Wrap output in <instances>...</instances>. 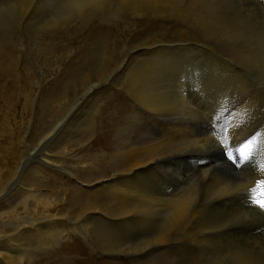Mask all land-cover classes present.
Returning <instances> with one entry per match:
<instances>
[{
    "label": "rangeland",
    "instance_id": "obj_1",
    "mask_svg": "<svg viewBox=\"0 0 264 264\" xmlns=\"http://www.w3.org/2000/svg\"><path fill=\"white\" fill-rule=\"evenodd\" d=\"M103 1L0 0V203L83 199L70 198L73 182L85 192L88 181L113 179L125 153L153 144L158 148L150 155L170 165L141 173L130 185L177 201L188 197V221L154 246L155 230L170 229L171 211L147 212L139 226L121 228L125 238L113 252L115 264H264V209L258 203L264 202V0H162L155 9L138 8L134 0ZM173 43L181 46L157 48ZM121 64L126 68L118 70ZM113 186L88 191L103 195ZM33 255V264H77L70 255ZM15 256L26 263L25 255ZM73 258L79 264L116 260Z\"/></svg>",
    "mask_w": 264,
    "mask_h": 264
},
{
    "label": "bare ground",
    "instance_id": "obj_2",
    "mask_svg": "<svg viewBox=\"0 0 264 264\" xmlns=\"http://www.w3.org/2000/svg\"><path fill=\"white\" fill-rule=\"evenodd\" d=\"M102 0H100L101 2ZM105 1V0H104ZM103 1V3H104ZM121 1L123 4L127 2V0H119ZM136 2V5L138 8H142V5H151L153 6V9L157 8L162 0H134ZM173 1V0H171ZM170 1V2H171ZM181 1V0H180ZM184 1V0H183ZM181 1V2H183ZM200 1V0H199ZM77 2V1H76ZM79 2V1H78ZM82 2V1H81ZM87 2V1H86ZM92 2V1H91ZM89 2V3H91ZM107 2V1H105ZM132 2V0L130 1ZM165 2V1H164ZM168 1H166V3L164 5L167 4ZM169 2V3H170ZM176 2V1H175ZM185 2V1H184ZM204 2V1H203ZM202 2V3H203ZM209 2V1H208ZM212 2V1H211ZM31 3V1H30ZM93 3V2H92ZM91 3V4H92ZM178 3V2H176ZM192 3V2H191ZM207 3V2H206ZM210 3V2H209ZM208 3V5H209ZM24 4V3H23ZM82 5V3H80ZM85 4V3H84ZM119 4V2H118ZM117 4V5H118ZM163 4V3H162ZM172 4V2H171ZM170 4V5H171ZM174 4V2H173ZM180 4V3H179ZM196 4V3H195ZM195 4H193L195 6ZM76 5V4H75ZM98 4H96L94 7H98ZM100 5V4H99ZM103 5V4H102ZM101 5V6H102ZM121 5V3H120ZM119 5V6H120ZM127 5V4H126ZM125 5V6H126ZM129 5V4H128ZM135 5V3H134ZM182 5V3H181ZM190 5V4H189ZM192 5V6H193ZM212 5V4H211ZM90 6V5H89ZM122 6V5H121ZM150 6V7H151ZM186 6V5H185ZM184 6V7H185ZM93 7V8H94ZM123 7V6H122ZM136 7V8H137ZM168 7V5H167ZM172 10H173V6ZM178 6L176 5L175 8H177ZM183 7V6H181ZM204 7V6H202ZM211 7V6H210ZM81 8V7H80ZM88 8V7H87ZM100 8V7H99ZM127 8V7H126ZM135 8V7H134ZM163 8V7H161ZM170 8V7H169ZM179 8V7H178ZM209 8V6H208ZM86 9V8H84ZM90 9V8H89ZM152 9V8H151ZM166 9V8H163ZM168 9V8H167ZM186 9V8H185ZM197 9V7H196ZM204 9V8H202ZM88 10V9H87ZM141 10V9H140ZM137 10V11H140ZM145 10V9H144ZM150 9H148L149 11ZM170 10V9H168ZM184 10V9H183ZM182 10V11H183ZM198 10V9H197ZM211 10V8H210ZM213 10V9H212ZM136 11V12H137ZM163 11V10H162ZM175 11V10H174ZM174 11H172L173 13H175ZM177 11V10H176ZM181 11V13H182ZM78 12V11H77ZM82 12V11H81ZM81 12L79 14H81ZM88 12V11H87ZM147 12V11H146ZM154 12V11H153ZM171 12V14H172ZM179 12V9H178ZM211 12V11H209ZM148 13V12H147ZM150 13V12H149ZM163 12H161L162 14ZM196 13V12H195ZM199 13H201V10L199 11ZM205 13V12H203ZM151 14V13H150ZM154 14V13H153ZM179 14V13H178ZM184 14V13H183ZM187 14V13H186ZM209 14V13H208ZM182 15V14H180ZM211 15V14H210ZM179 16V15H178ZM183 16V15H182ZM190 16V14H189ZM203 16V15H202ZM201 17V16H199ZM205 17V16H204ZM211 17V16H210ZM180 18V17H179ZM206 18V17H205ZM208 18V17H207ZM214 18V17H213ZM185 19V17L183 18ZM197 19V18H196ZM209 19V18H208ZM190 20V19H189ZM214 20V19H213ZM199 21V20H198ZM202 21V20H201ZM206 21V20H205ZM204 21V22H205ZM208 22V20H207ZM213 25V21H210ZM218 22V21H217ZM202 23V22H201ZM210 23V26L212 25ZM203 24V23H202ZM209 24V23H208ZM220 25V24H219ZM202 27H204L202 25ZM213 27V26H212ZM206 28V27H204ZM211 28V27H210ZM219 28V27H218ZM209 29V28H208ZM215 30V29H214ZM213 32V30H211ZM221 31V30H220ZM224 31V30H223ZM225 33V32H224ZM215 35V33H214ZM210 36V35H208ZM174 41V40H173ZM181 45L178 43H173V44H168V45H159L157 46V48L160 47H168L171 49V47H180ZM189 46V45H188ZM185 47V45H184ZM148 48V47H147ZM152 48V47H151ZM169 49V50H170ZM179 49V48H178ZM172 50V49H171ZM150 51V50H149ZM159 51V50H158ZM175 51V50H174ZM156 52V51H155ZM137 53V52H135ZM138 54V53H137ZM150 55V54H149ZM160 55V54H159ZM132 54H130L127 58L128 59H132ZM212 59V58H211ZM167 60V59H166ZM131 61H128L125 65L128 66L130 64ZM170 62V61H169ZM228 62V61H227ZM177 63V62H176ZM145 64V63H144ZM148 64V63H147ZM230 64V63H229ZM228 64V65H229ZM125 65L122 66V64L120 65V67L118 68V70H122L123 68H126ZM172 66V65H171ZM231 66V65H230ZM146 67V66H145ZM186 67V66H185ZM139 68V67H138ZM142 67H140L141 69ZM151 68V67H150ZM234 68V66H233ZM237 68V67H236ZM139 69V70H140ZM145 69V68H144ZM143 69V70H144ZM153 69V68H152ZM155 69V68H154ZM126 70V69H125ZM148 70V68H147ZM146 70V71H147ZM158 70V69H157ZM163 70V69H162ZM235 70V68L233 69ZM238 70V69H237ZM137 71V70H136ZM145 71V72H146ZM154 71V70H153ZM225 71V70H224ZM229 71H232L231 69ZM139 72V71H138ZM144 72V71H143ZM149 72V71H148ZM147 72V73H148ZM156 72V71H155ZM239 73V71H237ZM120 73V72H119ZM133 73V72H132ZM137 74V72H134ZM140 73V72H139ZM152 73V72H151ZM150 73V74H151ZM231 73V72H229ZM154 76V72L152 73ZM159 74V73H158ZM235 74V73H234ZM229 75V74H228ZM233 75V73H232ZM133 76V75H131ZM137 76V75H136ZM145 76V75H144ZM149 76V75H148ZM224 76V75H223ZM231 76V75H230ZM227 77V75H226ZM229 77V76H228ZM232 77V76H231ZM138 78V77H137ZM147 78V77H145ZM150 78V77H149ZM161 78V77H160ZM225 77H223V79L221 81H225L224 80ZM234 78V77H233ZM135 79V78H134ZM141 79V78H140ZM154 79V77H153ZM173 79V78H172ZM212 79V78H211ZM221 79V78H220ZM219 79V80H220ZM226 79V78H225ZM230 79V78H229ZM228 79V80H229ZM132 80V79H131ZM143 80V79H142ZM156 80V79H155ZM233 80V79H232ZM237 80V76L236 79ZM135 81V80H134ZM133 81V83H134ZM137 81V79H136ZM145 81V80H144ZM153 81V80H152ZM184 81V80H183ZM182 81V82H183ZM218 81V79H217ZM216 81V82H217ZM227 81V79H226ZM230 81V80H229ZM239 81V80H238ZM166 82V80L164 81ZM172 82V81H171ZM215 82V81H214ZM215 82V83H216ZM219 82V81H218ZM237 82V81H235ZM138 83V82H135ZM134 83V84H135ZM140 83V81H139ZM144 83V82H143ZM158 83V81H157ZM174 83V80H173ZM214 83V84H215ZM244 83V82H243ZM141 84V83H140ZM148 84V83H147ZM156 85V83H154ZM223 84V83H221ZM221 84H218V86H220ZM230 84V83H229ZM233 85V83H231ZM237 84V83H235ZM241 87H242V83ZM240 84L238 83V87L240 88ZM144 85V84H143ZM151 85V84H150ZM149 85V87H150ZM216 85V84H215ZM225 85V84H224ZM228 85V84H226ZM246 85V84H244ZM93 86V85H92ZM95 86V85H94ZM97 86V85H96ZM137 86V85H136ZM214 86V85H212ZM223 86V85H222ZM236 86V85H235ZM248 86V85H247ZM91 87V86H90ZM139 87V85H138ZM142 87V86H141ZM92 88V87H91ZM96 87H93V89L90 91L91 92H95ZM98 88V87H97ZM214 88H216V86H214ZM211 87V89H214ZM227 88L226 86H224V89ZM229 88V86H228ZM233 88V87H232ZM236 88V91L239 89ZM248 88V87H247ZM145 89V88H144ZM217 89V88H216ZM223 89V88H222ZM241 89V88H240ZM246 87L242 88V91H245ZM89 90V89H88ZM140 90V89H138ZM226 90H231L230 89H226ZM235 90V89H234ZM136 91V90H135ZM213 91V90H212ZM217 91V90H216ZM215 91V93H216ZM232 91V90H231ZM223 92V91H220ZM219 92V93H220ZM226 92V91H225ZM218 93V92H217ZM216 93V95H217ZM229 93V92H228ZM232 93V92H231ZM234 93V92H233ZM87 94V93H86ZM148 94V93H147ZM214 94V92H213ZM222 94V93H221ZM227 94V93H226ZM85 95V94H84ZM138 95V93H137ZM136 95V97H137ZM143 95V94H141ZM139 95V98L140 96ZM149 95V94H148ZM147 95V96H148ZM229 95V94H228ZM86 96V95H85ZM90 96V95H89ZM134 96V95H133ZM150 96V95H149ZM222 97L224 96L221 95ZM233 96H237V94H233ZM252 96V94H251ZM152 97V96H151ZM225 97V96H224ZM223 97V98H224ZM230 97V96H229ZM247 97V96H246ZM250 97V95H249ZM228 98V97H226ZM235 98V97H230V99ZM242 98V97H241ZM245 98V97H244ZM253 98V97H252ZM152 99V98H151ZM229 99V98H228ZM239 99V98H238ZM246 99V98H245ZM248 99V98H247ZM84 100V99H82ZM146 100V99H143ZM223 100V99H222ZM237 100V98H236ZM244 100V99H243ZM251 100V99H250ZM249 100V101H250ZM253 100V99H252ZM249 102V105H251L252 103ZM79 101V100H78ZM150 101V100H149ZM225 101V100H223ZM227 101V100H226ZM247 101V100H246ZM81 102V101H79ZM140 102V101H139ZM153 102V101H152ZM245 102V101H244ZM142 103V102H141ZM144 103V102H143ZM147 103V102H146ZM151 103V102H150ZM242 103V102H241ZM256 103V102H255ZM78 104V103H77ZM81 104V103H80ZM154 104V103H153ZM180 104V103H179ZM243 104V103H242ZM241 104V105H242ZM247 105V103H246ZM245 105V106H246ZM253 105H254V101H253ZM143 106V105H142ZM166 106V104H165ZM182 106V105H179ZM239 106V104L237 105ZM236 106V108H237ZM244 106V107H245ZM252 106V105H251ZM260 107V105H258ZM74 107V106H73ZM79 105H77L76 108H78ZM155 109V111L159 110V107L153 106ZM162 107V105H161ZM231 107V106H230ZM243 107V108H244ZM249 107V106H248ZM81 108V107H80ZM146 108V106H145ZM233 108V105H232ZM240 108V107H239ZM238 108V110H239ZM242 108V107H241ZM254 108V107H253ZM252 108V109H253ZM256 108V107H255ZM164 109V108H163ZM234 109V108H233ZM246 109V108H245ZM249 109V110H252ZM263 109V108H262ZM76 110V109H74ZM73 110V111H74ZM161 110V108H160ZM242 110V109H241ZM240 110V111H241ZM248 110V111H249ZM228 111V110H227ZM233 110L231 109V112ZM236 111V110H235ZM245 111V110H244ZM262 111V110H261ZM250 112V111H249ZM256 112V110L254 111ZM73 113V112H72ZM236 113V112H235ZM259 113V112H258ZM222 114V113H221ZM231 114V113H230ZM239 113H237L238 115ZM244 114V113H242ZM253 114V113H252ZM68 115V114H67ZM218 115V114H217ZM223 115V114H222ZM226 115V113H225ZM234 115V114H232ZM247 115V114H246ZM249 115V114H248ZM240 116V115H238ZM242 116V115H241ZM264 116V115H263ZM221 117V116H220ZM232 117V116H231ZM234 117H237L236 115H234ZM75 118V116H74ZM238 118V117H237ZM235 118V119H237ZM66 119V116H65ZM72 119V118H71ZM216 119V118H215ZM218 119V118H217ZM233 119H231L230 121H232ZM63 121V119H62ZM68 120L66 119V122ZM239 121V119L237 120ZM65 122V120L63 121ZM60 123V122H59ZM237 123V122H236ZM232 124V123H231ZM234 124V121H233ZM232 124V125H233ZM239 124V123H238ZM187 125V124H186ZM195 125V124H194ZM231 125V126H232ZM58 126V124H57ZM61 126V124H60ZM59 126V128H60ZM235 126V125H234ZM196 127V126H195ZM236 127V126H235ZM58 128V130H59ZM177 128V127H176ZM189 128V127H188ZM209 128V127H208ZM215 128V127H214ZM213 128V129H214ZM264 128V127H263ZM55 129V128H54ZM53 129V130H54ZM167 129V128H166ZM178 129V128H177ZM219 129V128H218ZM238 129V128H237ZM169 130V129H167ZM171 130V128H170ZM210 130V129H209ZM221 130V129H220ZM56 131V130H55ZM172 131V130H171ZM176 131V130H173ZM186 131V130H185ZM211 131V130H210ZM264 131V130H263ZM170 132V131H169ZM179 132V131H178ZM191 132V131H190ZM193 132V131H192ZM191 132V133H192ZM174 133V132H173ZM181 133V132H180ZM186 133V132H185ZM52 134V133H51ZM171 134V133H169ZM264 134V132H263ZM173 135V134H172ZM179 135V134H178ZM176 136V135H175ZM184 136V134H183ZM187 136V135H186ZM169 137V136H168ZM179 137V136H178ZM263 137V135L261 136ZM171 138V135H170ZM184 138V137H183ZM189 138V137H187ZM263 139V138H262ZM177 140V139H176ZM186 140V139H185ZM264 140V139H263ZM45 141V140H44ZM52 141V140H51ZM172 141V140H171ZM167 142V141H166ZM174 142V141H173ZM165 143V142H163ZM162 144V143H161ZM166 144V143H165ZM163 145V144H162ZM168 145V144H167ZM174 145V144H173ZM264 145V144H263ZM160 146V145H158ZM165 146V145H164ZM39 147V146H38ZM146 147V146H145ZM157 145H149L146 148L143 147L142 150H134L131 152H127L125 153L124 156V164L121 162V164H123L122 166H120L119 168H117L116 170L118 171V173L120 172V175L118 176H114L113 179H107L105 181H99L97 183H95L98 180H94L95 182H87L88 186L87 188L89 190H94L97 189L99 186L104 185V184H109L110 182L112 184H114L112 189H108L104 192L103 195H97V194H92L88 191V189L85 190L84 192V188L82 185H78V182H73L72 184L75 185L74 189H73V193L70 196V198H79L81 197V195H84L83 199H73L71 202L69 203H65L64 198L66 197V195L59 201L56 202H52V203H44V204H40V205H36V204H32L27 205V204H22V205H12L10 204V202H6V203H0V264H23L21 258H19L16 255H25L26 258V263L25 264H33L34 258L36 255H33L35 253H40V254H44L47 259H52V258H56V257H61V256H68L70 255V257H72V259L74 260V263L79 264L73 257H83V256H91V257H99V258H103V256H107L109 255L110 257H113L112 259H116L115 261H110V262H100L99 264H115L118 259L117 256L115 254H113V252H115V248L119 245L122 246L121 244V240L123 237H121L120 235H125L124 232L121 231V228H125V227H130L131 224L133 222H135L137 224V226H139V220L140 217H148V215L150 214V212H154V210H158L161 211L162 209L168 208V210L171 211V215L170 218L172 219V221H168L169 223L171 222L170 225V229L168 230H161V231H157V229L155 230L157 233H155L154 237L155 240L152 242V245L156 246L157 244H163L164 242H166V240L171 236L175 237L176 234V230H178L179 227H177V229L175 230L173 228V226H178L181 224H185L188 221V200L189 198H180L177 200H173V197H168L166 198L165 196L163 197V195L157 196L155 195L153 192H148L142 189L135 188L136 186H131L130 184L132 183L133 179H137V177L141 174L144 173L148 170H151L155 168L156 166H161L164 164L165 166H168L167 163H161V159L159 158H155L153 157L152 154L156 149H157ZM160 148V147H159ZM175 148V147H174ZM36 149V148H35ZM164 149V148H163ZM171 149V148H170ZM159 150V149H158ZM162 150V149H160ZM166 150V149H165ZM173 150V149H172ZM32 151V150H31ZM36 151V150H35ZM34 151V152H35ZM163 151V150H162ZM171 151V150H170ZM165 152V151H164ZM164 152H161L162 154ZM167 152V151H166ZM158 154L160 152H157ZM175 153V151H174ZM123 154V153H122ZM121 154V155H122ZM161 154V155H162ZM171 154V153H170ZM32 156V155H31ZM159 156V155H158ZM166 156V155H165ZM169 156V155H168ZM180 156H184V155H180ZM35 157V156H34ZM120 157V158H122ZM161 157V156H160ZM36 158V157H35ZM52 155L50 153H47V167L51 168V165H53L54 161L52 159ZM164 158V157H163ZM169 158V157H168ZM43 159V157H42ZM176 159V157H175ZM44 160H46L44 158ZM44 160H42L43 165H45ZM169 160V159H168ZM172 160V158L170 159ZM169 160V161H170ZM41 161V159H40ZM175 161V160H173ZM22 161L19 163V167L21 165ZM178 163V162H177ZM23 164V163H22ZM116 164V165H117ZM264 164V163H263ZM170 165V164H169ZM18 167V169L20 170V168ZM173 167V166H172ZM171 168V167H170ZM156 169V168H155ZM154 169V171H155ZM160 169V167L158 168ZM174 169V168H171ZM175 170V169H174ZM164 171V170H163ZM212 171V169H206L205 170V174H209ZM20 172V171H19ZM150 172V173H151ZM156 172V171H155ZM158 172V171H157ZM162 172V170H161ZM261 172V171H260ZM264 172V170L262 171ZM166 173V172H165ZM172 173V172H171ZM158 174V173H157ZM156 174V177H157ZM168 174V172H167ZM166 174V176H167ZM262 174V173H261ZM17 175V172L15 173V176ZM143 175V174H142ZM174 175V174H173ZM264 175V173H263ZM14 176V177H15ZM71 176V175H70ZM74 176V174L72 175ZM13 177V178H14ZM153 177V175H152ZM170 177V176H169ZM144 177H141V180ZM160 178V177H158ZM157 178V179H158ZM167 178V177H166ZM138 179L140 180V177H138ZM12 180V179H11ZM15 180V179H14ZM13 180V181H14ZM75 180V179H74ZM146 180V178H145ZM143 180V181H145ZM148 180V179H147ZM151 180V179H149ZM156 180V179H155ZM162 180V179H160ZM85 181V180H84ZM87 181V180H86ZM93 181V180H92ZM109 181V182H108ZM123 181V182H121ZM153 181V179H152ZM157 181V180H156ZM134 182V181H133ZM140 182V181H139ZM147 182V181H146ZM149 182V181H148ZM161 182V181H160ZM12 183V182H11ZM142 183V181H141ZM158 183V182H157ZM217 183V182H216ZM147 184V183H145ZM153 184V183H152ZM151 184V185H152ZM155 184V183H154ZM153 184V185H154ZM170 184V183H169ZM115 185H118L115 188ZM133 185V184H132ZM140 185H143L140 184ZM152 185V186H153ZM11 186V185H9ZM146 186V185H145ZM149 186V185H148ZM161 186V185H160ZM164 186V185H162ZM221 182L218 181V189H221ZM151 187V186H149ZM154 188V187H153ZM157 188V187H155ZM162 188V187H161ZM178 188V187H177ZM176 188V189H177ZM214 188V187H213ZM148 189V188H147ZM152 189V188H151ZM158 189V188H157ZM164 191V190H163ZM156 192H159V190ZM162 192V191H161ZM165 193V192H164ZM171 193V192H170ZM169 193V194H170ZM186 193V192H185ZM167 194V193H166ZM165 194V195H166ZM168 194V195H169ZM187 195V193H186ZM173 196V194H172ZM189 196V195H188ZM227 195H223L221 197H219L218 199H222V197H226ZM231 199V198H230ZM217 200V199H216ZM174 201V202H173ZM195 201V200H194ZM193 201V202H194ZM232 201V200H230ZM197 202V200H196ZM229 202V200H228ZM199 203V200H198ZM194 204V203H193ZM216 204V203H215ZM219 205V204H218ZM200 206V205H198ZM195 207V205H194ZM197 207V206H196ZM195 207V208H196ZM200 208H204L203 205ZM206 209V208H205ZM116 210V212H115ZM200 210V209H199ZM197 210V211H199ZM207 210V209H206ZM195 211V209H194ZM115 212V213H114ZM147 212L149 214H147ZM153 212L151 214H153ZM157 212V211H156ZM200 212V211H199ZM204 213V212H203ZM200 214V213H199ZM211 214V213H210ZM209 214V215H210ZM204 215V214H203ZM197 216V215H196ZM138 219V223H137V218ZM192 217V216H191ZM201 217V216H200ZM204 217V216H203ZM202 217V218H203ZM211 217V216H210ZM206 218V217H205ZM209 218V217H208ZM206 218V219H208ZM153 220V219H152ZM209 220V219H208ZM200 221V220H199ZM198 221V222H199ZM152 222V221H151ZM195 222V221H194ZM197 222V223H198ZM212 222V221H211ZM216 222V221H215ZM145 222L141 223L140 225H143ZM150 224V223H149ZM168 224V223H167ZM195 224V223H194ZM209 224V223H208ZM196 225V224H195ZM200 225V224H198ZM204 225V224H202ZM207 225V223H206ZM151 226V225H150ZM175 226V227H176ZM197 226V225H196ZM118 227V228H117ZM143 227V226H142ZM148 227V226H147ZM195 227V226H194ZM204 227V226H203ZM117 228V229H116ZM141 228V226H140ZM144 228V227H143ZM153 228V226H152ZM164 228V227H163ZM142 229V228H141ZM146 229V228H145ZM149 229V228H148ZM167 229V228H166ZM193 229V228H192ZM198 229V228H197ZM200 229V228H199ZM206 228H204L205 230ZM152 230V229H151ZM210 230V229H208ZM140 231V230H139ZM138 231V232H139ZM144 231V230H143ZM192 231V230H191ZM194 231V230H193ZM190 232V231H189ZM203 232V231H201ZM209 232V231H208ZM207 232V233H208ZM150 233V232H148ZM194 233V232H193ZM198 233V232H197ZM206 233V232H205ZM211 233V232H210ZM213 233V232H212ZM142 234V233H141ZM192 234V233H191ZM196 234V233H194ZM193 234V235H194ZM115 235V237L113 236ZM179 235V234H178ZM203 235V234H202ZM212 235V234H211ZM30 236L31 238H33L32 240V244L29 242L31 240H28L27 237ZM120 236V237H119ZM182 236V235H181ZM181 236H179L178 238H181ZM189 236V235H188ZM208 236V235H207ZM206 236V237H207ZM191 237V236H190ZM199 238V235L197 236ZM196 237V238H197ZM210 237V236H209ZM218 237V236H217ZM76 238H81L84 241V244L80 245L81 243L76 242ZM125 238V237H124ZM123 238V239H124ZM153 238V236H152ZM184 238V237H183ZM186 238V237H185ZM189 238V237H188ZM187 238V239H188ZM195 238V239H196ZM201 238V237H200ZM113 239V241L111 240ZM204 239V238H203ZM210 239V238H209ZM214 239V238H213ZM222 239V238H221ZM174 240V239H173ZM199 240V239H198ZM28 241V242H26ZM197 241V240H196ZM195 241V242H196ZM206 241V240H205ZM210 241V240H209ZM213 241V240H212ZM193 242V239H192ZM218 242V241H217ZM223 242V241H222ZM31 245H29V244ZM198 245V242H196ZM202 244V242H199ZM218 245V243H216ZM152 245H149L147 247H150ZM207 245V244H206ZM214 244H212L213 246ZM216 245V246H217ZM56 246H58V248H55ZM208 246V245H207ZM215 246V247H216ZM220 246V243H219ZM218 246V247H219ZM146 247V248H147ZM206 247V246H205ZM204 247V248H205ZM210 248V246H208ZM214 247V246H213ZM199 248V247H198ZM114 249V250H113ZM200 249V248H199ZM211 249V248H210ZM214 250V249H213ZM78 253H77V252ZM202 251V248H201ZM148 253V252H147ZM145 254V253H144ZM203 254V253H202ZM206 254V253H205ZM194 255V253H193ZM191 255V257L193 256ZM196 256V255H194ZM69 257V256H68ZM200 257V256H199ZM22 258V259H23ZM109 259V258H108ZM192 260V259H191ZM80 261V260H79ZM83 264V260H81ZM102 261V260H101ZM91 262V260H90ZM198 262V261H197ZM200 262V261H199ZM89 263V262H88ZM86 264V263H85ZM91 264V263H90ZM195 264V263H194Z\"/></svg>",
    "mask_w": 264,
    "mask_h": 264
},
{
    "label": "snow or ice",
    "instance_id": "obj_3",
    "mask_svg": "<svg viewBox=\"0 0 264 264\" xmlns=\"http://www.w3.org/2000/svg\"><path fill=\"white\" fill-rule=\"evenodd\" d=\"M258 203H259L260 208L264 209V202H258Z\"/></svg>",
    "mask_w": 264,
    "mask_h": 264
}]
</instances>
